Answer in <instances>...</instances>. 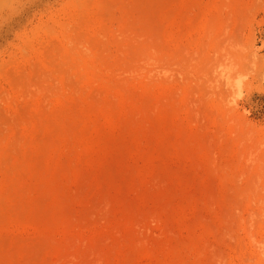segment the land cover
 I'll use <instances>...</instances> for the list:
<instances>
[{
    "label": "rangeland",
    "instance_id": "rangeland-1",
    "mask_svg": "<svg viewBox=\"0 0 264 264\" xmlns=\"http://www.w3.org/2000/svg\"><path fill=\"white\" fill-rule=\"evenodd\" d=\"M0 264H264V0H0Z\"/></svg>",
    "mask_w": 264,
    "mask_h": 264
},
{
    "label": "bare ground",
    "instance_id": "bare-ground-1",
    "mask_svg": "<svg viewBox=\"0 0 264 264\" xmlns=\"http://www.w3.org/2000/svg\"><path fill=\"white\" fill-rule=\"evenodd\" d=\"M218 76L230 92L231 100H229V103L235 101L237 99L236 97L241 96V79L238 76L234 75L232 71L228 70V68L224 66H218ZM217 82L219 83V81ZM232 103L234 104V102Z\"/></svg>",
    "mask_w": 264,
    "mask_h": 264
}]
</instances>
